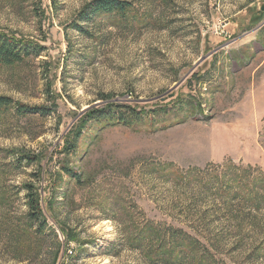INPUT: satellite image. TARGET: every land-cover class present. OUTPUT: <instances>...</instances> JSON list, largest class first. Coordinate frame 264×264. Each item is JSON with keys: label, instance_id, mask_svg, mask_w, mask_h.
<instances>
[{"label": "rangeland", "instance_id": "1", "mask_svg": "<svg viewBox=\"0 0 264 264\" xmlns=\"http://www.w3.org/2000/svg\"><path fill=\"white\" fill-rule=\"evenodd\" d=\"M89 1L0 0V30L42 47L0 65V95L49 109L0 113V264L176 263L179 239L168 261L150 260V226L209 247L188 264H264L263 230H238L196 173L227 160L264 172V0H128L124 20L96 17L86 34L74 24ZM107 103L154 114L89 120L76 137L81 115ZM25 184L52 231L27 219Z\"/></svg>", "mask_w": 264, "mask_h": 264}, {"label": "trees", "instance_id": "2", "mask_svg": "<svg viewBox=\"0 0 264 264\" xmlns=\"http://www.w3.org/2000/svg\"><path fill=\"white\" fill-rule=\"evenodd\" d=\"M132 10L133 5L128 0H91L79 10L74 27L78 31L86 33L87 30L81 25L82 23L95 19L96 17L108 19V22L114 21L117 17L124 20L125 15ZM41 52L42 47L37 44L29 40L17 38L8 32L0 30V65H12L23 61L29 56L37 57L41 55ZM12 107L21 114H45L49 110L44 106L21 105L15 103L8 96L0 95V113ZM145 114L152 115L154 111L146 113L135 106L107 103L103 106L93 107L85 111L79 118V126L75 127L72 131H76V137H78L82 128L89 120H96L109 125L123 124L131 127L137 122H141L142 118L146 116ZM263 134L264 132L261 135L260 144L264 149ZM65 145L66 152L69 155L71 149L68 147V143ZM14 154V162L17 164H21L22 162L34 164L39 159V156L33 153ZM62 170L65 174L74 176L70 168L62 166ZM196 173L202 174L200 176L202 190L210 193L219 201L222 210L225 211L226 217L231 218L235 222L238 230L246 226L254 229L260 228L263 230L262 234L264 235V172H261L257 167L250 165L241 167L234 165L231 160H227L215 166L214 170L206 167L203 170H198ZM23 188L26 190V204L28 206L26 216L29 222L35 225V230L41 231L44 228H48L49 231H52L41 214L39 195L36 192V188H33L29 184H25ZM148 228L151 229L149 231L151 237H155L160 243L157 246L158 253L156 256L153 255L152 257V252L149 250L146 252L148 256H151L150 260H158L159 263L168 261L169 259H164V254L161 251L165 245H170V250L174 252L175 245L172 243H175L177 239L184 243V245L176 248L178 259L174 261L176 262L174 264H188L185 258L189 254L198 253L199 250L201 254H205L208 257L206 253H208L209 247L182 229L170 228L165 231L158 227L153 228L150 226ZM210 236V240H215L217 247L221 241V234L215 233ZM260 244H264V239Z\"/></svg>", "mask_w": 264, "mask_h": 264}, {"label": "crops", "instance_id": "3", "mask_svg": "<svg viewBox=\"0 0 264 264\" xmlns=\"http://www.w3.org/2000/svg\"><path fill=\"white\" fill-rule=\"evenodd\" d=\"M259 67L261 66V65H258Z\"/></svg>", "mask_w": 264, "mask_h": 264}, {"label": "water", "instance_id": "4", "mask_svg": "<svg viewBox=\"0 0 264 264\" xmlns=\"http://www.w3.org/2000/svg\"><path fill=\"white\" fill-rule=\"evenodd\" d=\"M262 9H264V7H262Z\"/></svg>", "mask_w": 264, "mask_h": 264}]
</instances>
